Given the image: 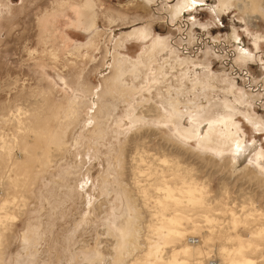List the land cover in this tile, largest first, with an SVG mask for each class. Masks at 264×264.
Returning <instances> with one entry per match:
<instances>
[{
	"label": "rangeland",
	"instance_id": "1",
	"mask_svg": "<svg viewBox=\"0 0 264 264\" xmlns=\"http://www.w3.org/2000/svg\"><path fill=\"white\" fill-rule=\"evenodd\" d=\"M88 1L94 4L97 14L96 25L91 31L85 25L82 26L79 15L81 6ZM179 1L149 0V6L144 0H0V196L17 198L9 204L8 213L18 217V220L0 229L2 264L10 263L14 252L28 245L29 241L21 240L26 229V219L20 217L16 207L24 201L28 205L32 203L33 195L25 187H14L11 177L17 174L16 167H9L8 153L1 148L4 145L6 148L16 146V154L24 158L28 150L25 148L26 142L32 141L34 133L53 124L52 121L49 123L52 108L55 102L65 99L78 103L79 115L86 122L85 129L80 131L85 145L77 159L78 162L84 159L82 162L85 169L75 189L76 193L73 191L69 206L63 210L65 212L62 211L61 215L50 221L52 230L45 234L46 240L29 247L32 254L40 250L43 252L39 264H149L145 257L147 227L157 222L153 215L158 212L169 216L174 210H180L202 225L205 224V215L217 218L213 225L217 232L215 240L209 242L207 247L210 256L216 255L225 244L230 248L237 246L236 242L227 244L222 237L224 228L232 219V212L237 216L250 213L255 215L252 220L242 223L245 231L264 228V180L259 184L261 177L256 176L253 168L237 165L230 155L219 160L212 153L203 152L197 142L181 140L171 124L155 127L150 122L145 126L140 124L141 129H129L131 125L126 121L120 131V134L125 133L122 135L124 137H120L119 141L122 142L106 146L105 151L100 150L111 154V148L117 149L112 156H115L112 167H115V160L121 159L124 152L123 163L114 168L113 175L120 183L128 184L132 194L136 192L142 197L145 192L148 195L146 208L137 209L141 218L139 226L138 223L133 224L141 230L142 235L141 240H133V243L139 244L135 249L132 246L129 253L125 251L121 255L115 247L116 237L107 234L109 228L112 229L106 221L109 222L112 217L113 207L107 202L109 195L98 192V175L103 170L98 166L101 156L96 154L98 150H93V145H89L91 148L87 150L91 155L85 157L84 150L88 144L93 143L91 132L99 124L100 111L114 103V93L111 95V91L115 87L112 81L115 56L120 54L138 60L140 54L153 42L131 41L127 43L126 49H120L116 44L120 42L123 33L132 31L133 27L149 26L153 37H162L168 41L171 49L161 50L153 58V67L147 77L151 84L154 81L153 68L161 70L168 62L177 60L176 57L179 62L187 65L186 71L191 77L198 76L200 64H204L206 54L212 52L214 56L209 57L211 72L218 76L226 75L242 91H247L254 98L250 108L264 120V41L260 43L259 52L254 43V36L264 35V15L256 13L257 20L248 27L242 18L244 14L237 11V8L231 7L218 15L220 1L203 0L202 4L191 6L182 17L171 22V7ZM261 2L264 4V0ZM234 33L238 35L236 43L239 47L248 56H252L253 61L247 65L240 62V48L237 50L229 40ZM194 62L198 63L194 65ZM195 67H199V71ZM201 69L205 70V67ZM79 83L87 93L82 92L84 89L80 90ZM106 94H109V98H105ZM145 103L138 111L152 105L150 102ZM180 109L185 108L183 106ZM242 110L246 108L242 107ZM159 114L160 111L145 112L142 116L149 118ZM60 115L64 117L65 113ZM237 119L246 135V142L251 144L257 140L264 148V134L256 135L252 125L243 116ZM19 123H24L23 128H30L31 132L24 133ZM59 125L63 128L65 124ZM255 157L253 153L252 162ZM183 177L192 180L202 190L205 201L212 205L211 209L191 210L173 204L159 208L156 200L162 199L163 195L158 189L165 184L175 186ZM19 178L20 183L25 181L23 177ZM118 224L125 225V219H121ZM187 228L191 230L192 226L187 225ZM74 230H80V233L71 236ZM70 236L73 237V244L68 248L66 239ZM151 239L158 241L155 235ZM248 242L255 245L251 252L248 251V257L264 264V239L256 241L251 238ZM170 246L180 249L183 243L175 241ZM189 260L191 264H198L201 258L194 253ZM217 262L224 263L223 260Z\"/></svg>",
	"mask_w": 264,
	"mask_h": 264
},
{
	"label": "bare ground",
	"instance_id": "2",
	"mask_svg": "<svg viewBox=\"0 0 264 264\" xmlns=\"http://www.w3.org/2000/svg\"><path fill=\"white\" fill-rule=\"evenodd\" d=\"M144 1L150 6L149 0ZM219 1L218 15H222L231 7H235L237 11L244 14L242 18L248 27L251 26L253 21L257 20L256 13L264 15L262 0ZM202 3L203 0H180L171 7L170 21L182 17L184 11L191 6ZM79 15L82 26L85 25L88 30H93L97 18L94 4L88 1L86 5H82ZM133 28L132 31L122 34L119 39L120 42L116 44L118 48L124 49L127 43L131 41L147 43L152 40L153 42L145 48L138 60L120 54L115 56V74L112 78L115 87L111 91V95L114 93V103L112 102L109 108L100 111L99 124L91 132L93 143L88 144V148L84 150L85 157H87V154L91 155L88 152L91 148L89 145H93V150H98L96 154L101 156L98 166L103 170L98 175L100 177H98V183L100 184L98 192L109 195H107V202L113 207V214L110 220L107 218L109 222L106 221V224L109 223L112 227V229L109 228L107 234L116 237L115 247L120 250L119 254L121 255L125 251L129 253L128 250L132 249V246L135 249L139 245L133 243V240L136 238L139 240L142 233L133 224L136 225L141 219L137 209L143 210L146 208L148 197L145 192H143L142 197L136 192L132 194L128 184L120 183L118 178L113 175L114 168L120 167L123 163L124 152L122 151L121 159L115 160V167H112V159L115 157L112 158V156L117 149L111 148V154L104 153L107 149L106 146H114L116 142H120V137L125 136H122L125 133L120 134V131L123 130L126 121H129L131 125L129 129L135 127V129H141L140 124L145 126L149 125L150 122L155 127H163L164 124V127H167V124H171L181 140L187 141V143L197 142L198 148L202 149L203 152L212 153V156H217L219 160H223L230 155L237 165L253 168L256 176L261 177L259 184L264 180V148L257 140H254L251 144L246 142V135L240 128L241 124L237 119L238 116H243L252 125L256 135L264 134L263 118L257 116L250 108L251 101L254 98L247 91H242L234 81H229L226 75L218 76L211 72L210 58L213 55L212 52L206 54L205 63L200 64V71L199 67H195L200 73L198 76L191 77L186 71L187 65L179 62L176 57L177 60L165 63L166 65L164 64L165 66L161 70L153 68L154 81L151 84L147 77L153 67H151V64L154 56L156 53L162 52L161 50L171 48L168 46L166 39L153 37V31L149 26ZM237 39L238 35L235 33L229 37L231 44L236 46L237 50L240 48V62L247 65L253 61L252 56H248V53L242 50V47H239V44L236 43ZM262 41H264V35L254 36V43L258 52L261 49L260 43ZM259 58L261 59V57ZM196 63L198 62H194V65ZM202 67H205V70H202ZM78 87L80 90L84 89L82 90L83 93H87L85 87L80 86V83ZM109 94L104 95L105 98H109ZM220 95H223L224 98H221ZM145 102L152 103L150 108L147 107L146 109L143 108L145 111H138L139 107L147 104ZM183 106L185 109L181 110L180 107ZM242 107H245L246 110H242ZM157 110L161 113L158 116L156 115L157 117L142 116L145 112L155 113L158 112ZM51 113L49 123L52 121L53 124H50L39 133L32 134L34 136L32 141L26 142L25 148L28 150L25 152L24 158H20L16 154V146L6 148L4 145L1 148L8 153L9 167H16L17 174L15 173L11 177L14 181V187H25L33 195L32 203L28 205L24 201L16 207L19 210L20 217L26 219V229L21 235V240L29 241L28 245L21 246L20 251L16 250L11 262L8 264H36L40 262V254H43V252L40 250L32 254L29 252V247L46 240L45 234L52 230V225L49 226L50 221L61 215V212L69 206L71 195L76 193L75 189L82 180L83 170L85 169L83 166L84 159H82L83 162H78L77 159L80 157L82 147L85 145V140L80 137L82 135L80 131L85 129L86 122L79 115L78 103L67 99L55 102ZM61 113H65V116L61 117ZM44 122L46 121L44 120ZM59 123H64V127L62 128ZM19 124L24 133L31 132L30 128H23L24 123ZM56 125L59 127L56 128ZM87 131L86 138L88 137ZM180 139L178 138L179 141ZM100 149L104 151L102 152ZM253 153L256 157L255 161L252 162ZM106 157L109 159L108 161ZM19 177H23L25 181L20 183ZM131 189L133 190V188ZM158 191L163 195L162 199L156 200L159 208H166L170 204L191 210L212 208L211 203L205 201L202 190L192 180L189 181L187 177H183L181 182L175 186L165 184ZM16 200V197L9 199L7 196H0V229L1 227L4 229L5 224L18 220L17 216L15 218L8 213L10 212L9 204ZM64 201L67 202L64 204ZM153 216H155L157 222L155 224L151 223L147 227L148 231L146 230L148 239L146 238L147 242L145 243L147 245L145 257L146 262L149 264H191L189 258L194 253L201 258L198 264H219L217 262L219 260L224 261L222 264H260L257 260L248 257V251L251 252L255 246L249 243L248 239L252 238L256 241L264 239V228H252L245 231L241 226L243 222L253 219L255 216L253 213L239 216L233 212L231 213L232 219L224 228L225 233L222 237L227 241V244L236 242L237 246L230 248L225 244L220 247L219 252L214 256L209 255L207 247L209 242L215 240L214 236L217 232L213 229V225L216 223L217 218L205 215L203 216L205 224L202 225L196 222L192 216L180 210H174L169 216H166L163 212H158L157 215L154 214ZM121 219H125L127 226L126 224L118 226ZM187 225H191L192 229L189 230ZM77 233H80V230H74L70 235H77ZM154 235L157 236L158 241H151V237ZM71 236L66 237L68 248L73 244V237ZM198 238L200 239L198 240ZM175 241L182 242L183 247L180 249L172 248L173 246L170 245ZM168 248L170 249L168 250ZM256 249H258V246H256ZM79 251L82 253L81 248ZM120 258L122 259V257ZM0 263L2 264L1 260ZM123 264L126 263L123 262Z\"/></svg>",
	"mask_w": 264,
	"mask_h": 264
}]
</instances>
